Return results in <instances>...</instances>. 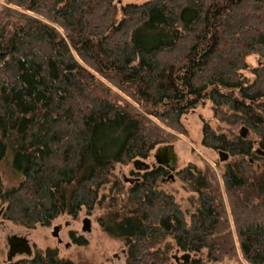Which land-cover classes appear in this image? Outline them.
<instances>
[{
  "label": "trees",
  "instance_id": "trees-1",
  "mask_svg": "<svg viewBox=\"0 0 264 264\" xmlns=\"http://www.w3.org/2000/svg\"><path fill=\"white\" fill-rule=\"evenodd\" d=\"M4 1L0 165L17 183L0 169L2 217L35 229L97 209L126 264H174L176 250L188 264H264V0ZM206 101L227 127L202 120V145L229 154L226 196L190 163L177 171L197 196L187 212L160 188L171 171L148 161ZM8 264L91 263L49 247Z\"/></svg>",
  "mask_w": 264,
  "mask_h": 264
},
{
  "label": "rangeland",
  "instance_id": "rangeland-1",
  "mask_svg": "<svg viewBox=\"0 0 264 264\" xmlns=\"http://www.w3.org/2000/svg\"><path fill=\"white\" fill-rule=\"evenodd\" d=\"M117 1L121 4H125L130 1L142 2L145 0ZM2 6L7 7L10 5L6 4L4 0H0V9H2ZM248 62L252 67H256L261 65L263 61L260 56L252 55L248 57ZM212 115V106L209 101L200 104L195 110L183 117L187 134L172 132L175 139L171 144L174 145L177 156L176 170H181L190 163H195L203 171H205L207 167H211L216 173L217 179L221 183L222 192L225 197L226 194L222 177V173L224 171L222 163L224 162H221L220 160V150H213L202 145L203 118L207 119V121L214 125L215 128H219V126L227 128L226 124L222 122L217 123ZM237 131L239 134H244L246 138L250 139L253 137L252 132L241 125L237 127ZM148 162L153 164V162L156 163V160L154 157H151ZM131 167L132 166L130 164L118 165L116 172L122 180L132 178V175L130 174ZM0 169H2L3 173L7 176L5 181L9 185L17 183L16 178H12L10 174H7L8 171L6 170V165H0ZM160 188H162V190L166 193L173 195L185 211H194L195 207L193 204L197 197L196 193L184 184L177 172L169 173L166 177L162 178L160 181ZM105 190L107 191V188H105ZM99 213V210L96 209L93 214H87L83 211L80 213L78 218L63 215L56 219L51 226L46 227L39 225L35 229H28L23 226L13 224L0 216V264H8L7 255L9 251V244L7 238L10 235L26 236L32 244L33 251L35 253L37 251H45L49 247H57L63 257L73 259L75 261L81 260L84 263L89 262L91 264H126V248L121 241L113 239L103 232L99 222L97 221ZM87 217L91 220L90 232L83 231V220ZM56 226L60 227L58 230V237L53 235L54 227ZM71 232L85 237L87 239V244L76 245L70 237ZM234 237H236L235 231ZM172 256L174 258V264H185V259H183L185 253L176 250L173 252ZM25 257L28 256L25 254H19L13 261ZM175 257L178 258V261ZM191 261L192 256L189 259V262Z\"/></svg>",
  "mask_w": 264,
  "mask_h": 264
},
{
  "label": "water",
  "instance_id": "water-1",
  "mask_svg": "<svg viewBox=\"0 0 264 264\" xmlns=\"http://www.w3.org/2000/svg\"><path fill=\"white\" fill-rule=\"evenodd\" d=\"M241 135L244 136V134H241ZM219 154H220V160L222 162H225L229 159L228 153L220 150ZM154 158L157 164L162 165L171 171L176 170L177 156H176V152H175V148L173 144H167V145L159 147L156 153L154 154ZM134 166L137 168L149 167L148 164H146L145 162L141 160L134 161ZM125 180L128 181L130 179H125ZM3 212H4V208L0 209V216H2ZM83 223H84L83 231L90 232L91 231L90 218L89 217L85 218L83 220ZM59 228L60 227L58 226L54 227L53 235L56 237H58ZM8 242H9V247H10L8 251V255H7L8 261H11L13 257L16 256L17 254H26L30 256L33 253L30 242L28 241V239L24 237L13 235L12 237L8 239ZM175 258L178 261V258L177 257ZM190 258H191V254L185 253V256L183 257V259H185V264L189 263Z\"/></svg>",
  "mask_w": 264,
  "mask_h": 264
},
{
  "label": "flooded vegetation",
  "instance_id": "flooded-vegetation-1",
  "mask_svg": "<svg viewBox=\"0 0 264 264\" xmlns=\"http://www.w3.org/2000/svg\"><path fill=\"white\" fill-rule=\"evenodd\" d=\"M166 168V167H165ZM168 169V168H167ZM171 171V170H170ZM178 170H175V171H171V173H173V172H177ZM128 179H131V178H128ZM3 215V214H2ZM13 235H10L8 238H7V241H8V239L10 238V237H12ZM17 236H20V237H24V238H26V239H28L26 236H21V235H17ZM28 241H29V239H28ZM30 242V241H29ZM8 244H9V242H8ZM31 244V243H30ZM31 247H32V251H33V246H32V244H31ZM10 248V247H9ZM34 254H35V252L33 251V253H32V255H30V256H28V257H32V256H34ZM17 255H19V254H17ZM16 255V256H17ZM20 255H22V254H20ZM26 255V254H25ZM16 256H14L13 257V259L11 260V261H13L14 260V258L16 257ZM8 262H10V261H8Z\"/></svg>",
  "mask_w": 264,
  "mask_h": 264
}]
</instances>
